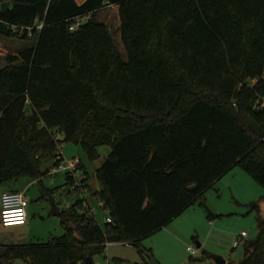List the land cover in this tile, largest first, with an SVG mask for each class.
I'll use <instances>...</instances> for the list:
<instances>
[{
	"label": "trees",
	"instance_id": "trees-1",
	"mask_svg": "<svg viewBox=\"0 0 264 264\" xmlns=\"http://www.w3.org/2000/svg\"><path fill=\"white\" fill-rule=\"evenodd\" d=\"M107 5H118L127 59L98 19ZM79 15L89 19L71 30ZM40 22L31 37L14 29ZM0 34L32 41L0 68V193L41 183L63 142L91 160L108 145L94 196L112 219L102 225L79 199L60 212L64 234L2 244L0 264L140 247L234 166L264 187V0H0ZM253 208L259 240L232 264H264V211Z\"/></svg>",
	"mask_w": 264,
	"mask_h": 264
},
{
	"label": "rangeland",
	"instance_id": "rangeland-1",
	"mask_svg": "<svg viewBox=\"0 0 264 264\" xmlns=\"http://www.w3.org/2000/svg\"><path fill=\"white\" fill-rule=\"evenodd\" d=\"M98 19L108 24L118 49L127 59L117 7L105 6L98 14ZM31 44L29 39L0 34V68L7 64L8 54H18L24 46ZM60 150L65 160L80 159L75 173L88 177L85 188L75 190L74 183L68 182L66 172L47 174L41 183L30 177H23L5 186L25 192L29 198V218L25 224L8 227L3 226L0 219V246L48 242L61 236L66 228L63 223L64 216L60 212L79 199H83L86 207L93 208L102 225L106 223L107 211L103 202L94 196V192L100 188L97 168L110 147L101 146V157L95 160H91L84 148L74 141L63 142ZM54 161L52 156L44 158L43 167L52 168ZM53 202L56 203L59 214L54 212ZM254 203L259 204L264 211V187L243 168L234 166L196 203L187 207L157 232L143 238L140 247L112 242L105 250L93 256V262L147 264L149 259L146 251H150L161 264H219L215 258L217 255L225 258L226 264L239 262L244 257L247 244L258 236V210L253 208ZM243 230L247 232L246 237L239 238V244L235 245V239ZM189 246L196 249L197 253L192 254L188 250ZM15 264L26 263L15 260Z\"/></svg>",
	"mask_w": 264,
	"mask_h": 264
},
{
	"label": "built area",
	"instance_id": "built-area-1",
	"mask_svg": "<svg viewBox=\"0 0 264 264\" xmlns=\"http://www.w3.org/2000/svg\"><path fill=\"white\" fill-rule=\"evenodd\" d=\"M88 19H89V15H79V16L74 17L70 24V29L71 30L78 29L82 25V23H84ZM42 27H43V22H40L36 26H27V27L14 26V29L20 31L21 33H24L25 31H27L28 36L31 37L33 36L34 29H37L39 31ZM56 137L62 138V135L57 134ZM79 164H80V159L77 158V159L68 161V160H65L62 154L60 163L52 169L51 174L58 173V172H69L73 176V179L75 181L73 188L75 190L84 189L85 183L83 182V180L86 179L87 177L84 175L75 173ZM28 206H29V198L25 195L24 191L2 190L0 193V207H1L0 208V219H1L2 225L5 227H8V226L27 223L28 218H29ZM87 208L92 213L95 212L93 208L91 207H87ZM106 221L111 222L112 221L111 217L106 216ZM246 235H247V232L242 231L239 237L235 239L234 244L238 245L240 241L238 239L245 238ZM110 243L112 242H108L107 245ZM124 243L130 244L129 242H124ZM188 250L192 254L197 253V250L190 246L188 247Z\"/></svg>",
	"mask_w": 264,
	"mask_h": 264
},
{
	"label": "water",
	"instance_id": "water-1",
	"mask_svg": "<svg viewBox=\"0 0 264 264\" xmlns=\"http://www.w3.org/2000/svg\"><path fill=\"white\" fill-rule=\"evenodd\" d=\"M8 5H9V2H4V3H3V9H4L6 6H8ZM53 209H54V212H55L56 214H59L60 211H59V209H58V207H57V205H56L55 202H53ZM258 240H259V236H257L255 239L251 240L249 244H250V245H253V244L257 243ZM198 245L200 246L201 244L199 243ZM146 253H147V256H148V259H149V264H161V263L158 261V259H157V258H156V257L150 252V251H148V252H146ZM215 258H216V260H217V262H218L219 264H226V263H227V260H226L225 258H223L222 256L217 255V256H215ZM199 259H205V257H199ZM84 264H93L92 257H91V256H88V257L86 258Z\"/></svg>",
	"mask_w": 264,
	"mask_h": 264
},
{
	"label": "crops",
	"instance_id": "crops-1",
	"mask_svg": "<svg viewBox=\"0 0 264 264\" xmlns=\"http://www.w3.org/2000/svg\"><path fill=\"white\" fill-rule=\"evenodd\" d=\"M79 3H82V2H84L85 0H77ZM114 6H116L117 7V10H118V5H114ZM233 169V168H232ZM244 231V230H243ZM116 243V242H115Z\"/></svg>",
	"mask_w": 264,
	"mask_h": 264
}]
</instances>
